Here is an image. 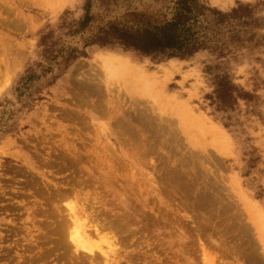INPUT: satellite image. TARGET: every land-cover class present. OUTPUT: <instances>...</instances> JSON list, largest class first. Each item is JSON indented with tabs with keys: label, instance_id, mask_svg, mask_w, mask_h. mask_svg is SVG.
I'll use <instances>...</instances> for the list:
<instances>
[{
	"label": "rangeland",
	"instance_id": "obj_1",
	"mask_svg": "<svg viewBox=\"0 0 264 264\" xmlns=\"http://www.w3.org/2000/svg\"><path fill=\"white\" fill-rule=\"evenodd\" d=\"M197 5L168 59L99 40L175 0H0V264H264V0ZM74 204L109 262L71 244Z\"/></svg>",
	"mask_w": 264,
	"mask_h": 264
},
{
	"label": "trees",
	"instance_id": "obj_2",
	"mask_svg": "<svg viewBox=\"0 0 264 264\" xmlns=\"http://www.w3.org/2000/svg\"><path fill=\"white\" fill-rule=\"evenodd\" d=\"M174 10L173 19L161 25L136 28L111 25L99 42L105 46L118 47L124 51L133 50L154 58L188 57L195 53L198 47L190 42L185 26L190 20V15L199 12L200 6L197 5V0H175ZM91 19L87 13L83 24L89 23Z\"/></svg>",
	"mask_w": 264,
	"mask_h": 264
},
{
	"label": "bare ground",
	"instance_id": "obj_3",
	"mask_svg": "<svg viewBox=\"0 0 264 264\" xmlns=\"http://www.w3.org/2000/svg\"><path fill=\"white\" fill-rule=\"evenodd\" d=\"M97 56V55H96ZM103 61L105 62V64H106V66L107 67H109V68H114V69H116V68H120V69H123V70H126L127 68H129L130 66H131V63H130V61L129 60H127V59H124V58H121L120 56H117V55H105L104 57H103ZM100 60V59H99ZM101 60H102V58H101ZM113 69V70H114ZM110 191V190H109ZM108 191V192H109ZM119 192V191H118ZM107 194V193H106ZM116 194V193H115ZM122 194V193H121ZM123 194H125V193H123ZM109 195V194H108ZM122 197H125L124 195L122 196ZM127 197V196H126ZM107 198V197H106ZM118 199H120V198H118ZM122 199H124V198H122ZM128 200V199H127ZM87 201V200H86ZM126 201V200H125ZM130 201V200H129ZM47 202V201H46ZM127 202V201H126ZM79 203V202H78ZM77 204V203H76ZM76 204H74V205H71V206H69L68 205V207H69V213H70V218H71V223L69 224V227H68V231H69V233L67 232V230H66V232L69 234V238H70V241H71V244H73V246H74V248H75V250H76V252L77 251H84V252H86V253H88V254H94L95 255V248H97L98 250H99V252H100V255H102V258H104L105 259V262L106 261H110V259H111V257H112V255H114L117 251L116 250H120V249H117V248H115L116 247V245L118 246V244H119V242H118V239L120 238H116V235H118V233L116 234V233H113V231L112 232H110V233H113L112 235H115V236H111V237H109V235H110V233L108 234V237H107V235H102V234H105V233H103V230H100V231H102V232H100L99 230H98V228L96 229V231L95 232H92L91 231V227L89 226V224H90V221L87 223V221L89 220V218H90V216H88V217H80V215H79V213L81 214V212H79V206L78 205H76ZM91 205H92V203H90ZM96 204V203H95ZM125 204V203H124ZM94 205V204H93ZM92 205V206H93ZM91 206V207H92ZM95 207V206H94ZM124 209V208H123ZM59 210V209H58ZM125 210V209H124ZM126 210H127V208H126ZM128 210H129V208H128ZM130 210H132V209H130ZM86 211V210H85ZM135 211V210H134ZM94 212V211H93ZM100 212V211H99ZM107 212V211H106ZM95 213V212H94ZM130 213V212H129ZM132 213H133V211H132ZM131 213V214H132ZM94 215V214H93ZM117 215V214H116ZM109 216V215H108ZM100 217V216H99ZM101 217H103V216H101ZM100 217V218H101ZM116 217V216H115ZM123 217V216H122ZM88 218V219H87ZM99 218V219H100ZM107 218V217H106ZM118 218V217H117ZM109 219V218H108ZM124 219V218H123ZM137 219V218H136ZM131 220V219H130ZM62 221H66V219L64 220V218H63V220ZM92 221H97V219H92ZM124 221V220H123ZM166 221V220H165ZM69 222V221H68ZM125 222H128V221H125ZM130 222V221H129ZM92 223V222H91ZM131 223V222H130ZM65 224H66V222H65ZM152 224V223H151ZM113 225V224H112ZM123 225V224H122ZM126 225V224H125ZM155 225H157V223H155ZM161 225H163V224H161ZM168 225V224H167ZM93 226V225H92ZM94 226H95V224H94ZM126 226H130V225H126ZM57 227H59V226H57ZM96 227V226H95ZM101 227H103V225L101 226ZM111 227H114L113 229H119V230H121L120 228H121V225H115V226H111ZM158 227V226H157ZM164 227V226H163ZM105 228H106V226H105ZM131 228V227H130ZM159 228V227H158ZM107 229V228H106ZM125 230H127V228H125ZM165 230V229H164ZM90 231H91V233H90ZM132 231V230H131ZM106 232V231H105ZM108 232V231H107ZM163 232V231H162ZM184 232V231H183ZM182 232V233H183ZM95 233V234H94ZM133 233V232H132ZM160 233V232H159ZM174 233V232H173ZM180 233V232H179ZM94 235V236H93ZM120 235V234H119ZM174 235H176V234H174ZM63 236V235H62ZM168 236V235H167ZM170 236V235H169ZM95 237L96 238H98L99 240H97L98 242H96V240H95ZM166 237V236H165ZM172 237V236H171ZM181 237V236H180ZM180 237H178V238H180ZM115 238V239H114ZM184 238V237H183ZM163 239V238H162ZM172 239H174L173 237H172ZM117 240V241H116ZM167 241V240H166ZM170 242L171 241H173V240H169ZM116 242H118V244L116 243ZM122 242V241H121ZM163 243V242H162ZM167 243H168V241H167ZM176 243H178V242H176ZM185 243H186V241H185ZM70 244V245H71ZM168 244H171V243H168ZM218 244V243H217ZM64 245V244H63ZM66 245H67V243H66ZM68 245H69V243H68ZM60 246V245H59ZM65 246V245H64ZM120 246V245H119ZM123 246V245H122ZM163 246V245H162ZM175 247V246H174ZM70 248H72L71 246L69 247L68 246V249H70ZM119 248V247H118ZM67 249V248H66ZM72 252V251H71ZM78 254V253H77ZM81 254V253H80ZM66 255H68V253L66 254ZM74 255H76V254H74ZM79 255V254H78ZM88 256V255H87ZM93 256V255H92ZM68 257V256H67ZM76 258V257H75ZM95 258V257H94ZM93 258V259H94ZM85 259V258H84ZM97 259V258H96ZM103 259V260H104ZM74 260V259H73ZM99 260V259H98ZM90 261V260H89ZM92 262V261H91ZM99 262L100 261H98V264H99Z\"/></svg>",
	"mask_w": 264,
	"mask_h": 264
}]
</instances>
